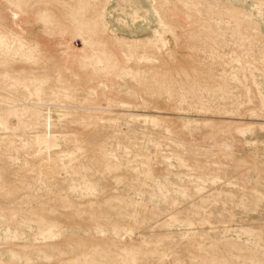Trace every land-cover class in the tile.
Wrapping results in <instances>:
<instances>
[{
    "label": "rangeland",
    "instance_id": "rangeland-1",
    "mask_svg": "<svg viewBox=\"0 0 264 264\" xmlns=\"http://www.w3.org/2000/svg\"><path fill=\"white\" fill-rule=\"evenodd\" d=\"M0 264H264V0H0Z\"/></svg>",
    "mask_w": 264,
    "mask_h": 264
},
{
    "label": "bare ground",
    "instance_id": "bare-ground-1",
    "mask_svg": "<svg viewBox=\"0 0 264 264\" xmlns=\"http://www.w3.org/2000/svg\"><path fill=\"white\" fill-rule=\"evenodd\" d=\"M78 35H79V38H80L82 44L85 46L87 43L85 37L81 33H78ZM71 47L74 48V46H71Z\"/></svg>",
    "mask_w": 264,
    "mask_h": 264
}]
</instances>
